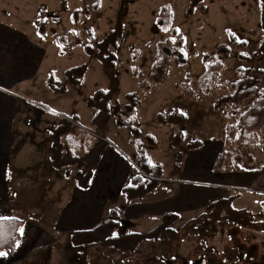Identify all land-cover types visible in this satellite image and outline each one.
Listing matches in <instances>:
<instances>
[{
	"label": "rangeland",
	"instance_id": "obj_1",
	"mask_svg": "<svg viewBox=\"0 0 264 264\" xmlns=\"http://www.w3.org/2000/svg\"><path fill=\"white\" fill-rule=\"evenodd\" d=\"M93 2L68 0L67 8L63 9L59 0H10L11 14H36L40 6H45L46 14L50 16L48 33L54 39H62L65 50L75 48L68 57L57 60L61 65L82 63L86 67L81 86H75L67 78L65 83L59 82L66 89L67 84L75 87L73 93L69 90L68 101H60L61 109L69 113L66 116L76 113L79 122L87 125L92 110L85 105L86 96L97 88L111 89V104L122 112V119L126 120L130 114L124 110L125 95L137 91L139 101L132 118L140 133L135 137L130 128H126L130 138L141 143L148 159L160 162L162 186L183 184L188 190L196 191L201 199L213 195L211 191L229 192L230 196L221 198L212 208L206 207L208 200L199 199L197 208L181 212V218L170 225L168 223L167 228L152 229L151 238L125 248L117 247L122 239L116 238L91 243L75 239L64 243L52 263L264 264V213L260 204L264 201V181L261 182L264 179V125L255 131H247L241 140L230 139L225 132V126L236 123L238 115L248 108L258 93L264 92V52L258 50L264 32L260 26V1L101 0L97 9L91 7ZM74 9L80 11L77 21L71 17ZM167 10L172 14L171 22L165 28H157L156 19L163 17ZM53 16L58 19L52 20ZM172 28H176L178 35L183 37L182 49L187 61L178 64L175 59L170 60L166 78L142 90L141 82H151L150 67L156 55L157 42L168 37L175 41L178 37L171 33ZM112 29H121L123 36L116 48L110 47L117 59L114 69L107 71L93 54L86 52L84 45H94ZM229 33L236 37V41L230 40ZM221 42L229 45V56L222 59L217 85L209 93H203L199 84L205 68L202 54L212 52ZM256 75L260 80L257 94L239 102L237 113L232 112L231 102L216 105L219 97L232 93V81ZM183 80L194 92L191 98L177 86ZM174 109L186 116L183 125L157 121V113L166 115ZM58 117L61 118L60 115ZM115 117L110 119L103 135L120 146L118 136L124 128L118 129ZM38 118L41 121V116ZM60 118L54 121V127L60 123ZM178 130L182 132V141L174 146L171 139ZM82 132L76 123L69 132L71 141L85 139L83 148L77 153L79 156L90 151L89 138L86 139ZM42 133L43 136L49 134ZM191 140H200L203 146L189 148ZM43 142L49 146L45 140ZM65 144L63 141V149H66ZM220 147L232 168L215 172L210 162H206V152L218 151ZM179 151L185 152L206 171L185 179L189 172L179 174L174 168ZM68 166H71L70 171L85 173L93 165L79 159ZM186 168L188 171L189 165ZM118 196H115L116 203L124 200V195ZM112 215L110 219L115 220ZM121 217L124 225L115 229L114 235L126 231L128 221ZM109 229L104 227L103 230Z\"/></svg>",
	"mask_w": 264,
	"mask_h": 264
},
{
	"label": "crops",
	"instance_id": "obj_2",
	"mask_svg": "<svg viewBox=\"0 0 264 264\" xmlns=\"http://www.w3.org/2000/svg\"><path fill=\"white\" fill-rule=\"evenodd\" d=\"M10 4V0H0V219L16 217L23 223L15 247L6 256H0V264H54L59 247L74 239L81 242L84 237L81 235L110 219L111 214L118 221L115 229L124 225L123 216L128 221L124 233H145L161 224L163 214L181 218V212L197 208L199 199L208 200V204L230 196L229 192L211 191L213 195L201 199L183 184L162 186L160 176L159 185L152 192L128 203L125 197L116 203L115 196L119 197L121 188L139 172L135 146L126 127H118L124 128L118 136L120 146L105 137L108 144L92 166L87 188L77 185L76 171H70L71 166L54 168L50 156L54 121L59 115H69L61 109L60 101H68L67 94L73 93L75 87L67 84L66 91L59 93L47 85L46 79L52 72L58 82H66L65 70L77 64L61 65L57 59L68 57L75 48L61 52L57 38L47 29L46 37L39 35L34 21L36 14H11ZM92 115L93 110L87 125L80 123L76 115L80 130L92 128ZM42 132L49 134L43 136ZM82 133L89 138L91 148L95 136ZM62 139L65 148L79 156L85 139L71 141L70 134ZM221 150V147L214 152L208 150L206 162L212 166ZM149 161L160 163L150 158ZM175 164L179 174L189 172L185 179L206 171L185 152ZM188 165L187 171L184 167Z\"/></svg>",
	"mask_w": 264,
	"mask_h": 264
},
{
	"label": "trees",
	"instance_id": "obj_3",
	"mask_svg": "<svg viewBox=\"0 0 264 264\" xmlns=\"http://www.w3.org/2000/svg\"><path fill=\"white\" fill-rule=\"evenodd\" d=\"M61 7L63 9L67 8L68 0H59ZM203 0H195L196 3H200ZM260 1V26L264 30V0ZM101 0H94L91 7L97 9L100 5ZM46 7L40 6L36 16L34 18L35 24L37 26V31L41 37H46L47 24L49 22L50 16L46 14ZM54 13L56 11H53ZM80 16V11L74 9L71 11V17L73 21H77ZM172 14L170 11H166L163 17H158L155 21V26L157 28H165L171 22ZM51 19H58L57 16L51 17ZM173 35H178L176 28L171 29ZM123 36L121 29L109 30L100 40L96 41L94 45L86 43L84 48L87 53L93 54L102 64L103 69L110 71L114 69L116 64L117 55L114 51L110 50V47L116 48L118 45V40ZM229 38L231 41H236V37L229 33ZM57 42L60 45L61 52L65 50V45L62 39L58 38ZM183 37L178 35L177 39L174 41L171 37L166 38L163 41L157 42V51L155 58L150 67V78L151 82L143 83L141 82V89L146 90L151 85L163 81L166 78L168 66L170 60L175 59L178 64H185L187 61L186 55L182 49ZM258 50L264 52V32L259 40ZM230 47L227 43L221 42L217 44L214 50L204 52L202 54V62L205 66L199 78V84L201 91L203 93H209L210 90L215 87L216 81L219 76V69L222 66V59L229 56ZM215 58L213 61H211ZM86 67L84 64L76 65L65 70V75L68 82L74 84L75 86H81L83 81V76L85 74ZM137 76V75H136ZM259 77L256 76H242L237 80L230 83L232 93L230 95H223L218 98L216 105L220 106L225 102H231L233 113H237V104L244 99L252 97L257 94ZM46 83L49 87L58 92H64L66 88L63 85H59L58 80L55 78L54 74L51 72L46 79ZM177 86L183 90L184 94L191 98L194 95L193 90L188 85L186 80L180 81ZM113 98V91L111 89L97 88L92 94L86 96L85 105L86 107L93 110V115L91 118V125L93 128L82 127L83 131L86 133H91L95 136L96 141L90 148L88 153H83L81 156H77L63 149V137L67 136L72 129L73 123H77L76 115H61L60 123L52 129L51 139L53 145V152L51 153V161L54 168L58 169L61 167H66L68 165L75 164L79 159H85L90 165H94L108 144L107 139L104 137L103 132L107 128V125L111 118L115 117V123L118 127H128L132 134L136 137L140 131L134 126L132 113L135 110L136 105L139 101V96L137 91L130 92L125 95L126 103L124 104V110L130 115L126 120L122 119V112L112 106L111 100ZM156 119L159 123H170L176 125H183L186 121V116L184 113L178 109H174L163 115L162 113L156 114ZM264 125V92L258 93L257 97L249 104L248 108L241 112L237 121L234 124H227L225 126V132L228 138L241 140L247 131H255ZM133 139L135 143L136 159L139 167V172L131 176L130 181L127 185L121 188V193L125 197V201L128 203L136 198H141L146 194L152 192L160 182V176L162 175V166L160 164H152L147 155L144 152L143 146L140 142ZM182 141V132L178 130L172 137L171 143L177 146ZM155 141H152L154 144ZM202 142L200 140H191L188 142L189 148H198ZM183 158L182 152H177L176 160L179 163ZM213 171H226L231 169L225 152L222 150L214 163L211 166ZM92 176V168H88L85 173L78 171L75 173L74 178L77 185L80 188H87L89 185V180ZM264 179L261 181L263 182ZM221 201V198L209 202L206 207L212 208L217 202ZM261 206L264 213V201H261ZM178 215L175 214H163L161 216V224L158 227L161 229L167 228L173 221L178 219ZM23 223L22 219L11 217L7 219H0V251L10 253L20 236V226ZM169 223V224H168ZM168 224V225H167ZM118 221L108 219L93 229L86 231L81 240L83 243L91 242H103L108 239H122L117 247L125 248L128 245H133L139 243L143 239L151 238L153 235L150 231L145 233H122L119 235H114L113 231L117 227ZM104 227H109L110 229L105 231ZM158 227H156L158 229ZM154 228V229H156ZM129 240L128 238H131ZM75 240V239H74ZM73 241V240H72Z\"/></svg>",
	"mask_w": 264,
	"mask_h": 264
},
{
	"label": "snow or ice",
	"instance_id": "obj_4",
	"mask_svg": "<svg viewBox=\"0 0 264 264\" xmlns=\"http://www.w3.org/2000/svg\"><path fill=\"white\" fill-rule=\"evenodd\" d=\"M3 219H7L6 217H4ZM23 230L21 229V232H22ZM7 255V253H0V256H6Z\"/></svg>",
	"mask_w": 264,
	"mask_h": 264
},
{
	"label": "water",
	"instance_id": "obj_5",
	"mask_svg": "<svg viewBox=\"0 0 264 264\" xmlns=\"http://www.w3.org/2000/svg\"><path fill=\"white\" fill-rule=\"evenodd\" d=\"M202 230H203V226H202V228H200L199 232L201 233V232H202Z\"/></svg>",
	"mask_w": 264,
	"mask_h": 264
}]
</instances>
